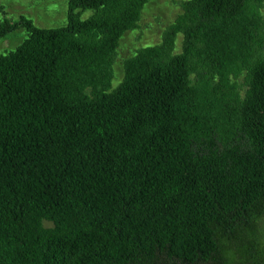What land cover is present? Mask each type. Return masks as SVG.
<instances>
[{"label": "trees", "instance_id": "16d2710c", "mask_svg": "<svg viewBox=\"0 0 264 264\" xmlns=\"http://www.w3.org/2000/svg\"><path fill=\"white\" fill-rule=\"evenodd\" d=\"M150 1L0 20V264H264V0H183L114 87Z\"/></svg>", "mask_w": 264, "mask_h": 264}, {"label": "rangeland", "instance_id": "374dc122", "mask_svg": "<svg viewBox=\"0 0 264 264\" xmlns=\"http://www.w3.org/2000/svg\"><path fill=\"white\" fill-rule=\"evenodd\" d=\"M183 0H151L143 9L139 27L126 32L120 41L118 57L114 64L115 77L113 86L116 87L124 77V60L136 53V50L149 45H155L162 39L164 29L174 21L182 11ZM69 0H0V20L5 18L17 20L26 16L33 20L38 27L56 28L67 23ZM92 10H86L82 18H87ZM28 36L25 28H20L0 40V53L15 50ZM181 34L177 38V51L182 46ZM264 230V221L262 222Z\"/></svg>", "mask_w": 264, "mask_h": 264}]
</instances>
